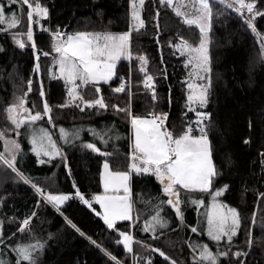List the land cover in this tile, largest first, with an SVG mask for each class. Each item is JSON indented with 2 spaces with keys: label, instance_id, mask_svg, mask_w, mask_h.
Masks as SVG:
<instances>
[{
  "label": "trees",
  "instance_id": "obj_1",
  "mask_svg": "<svg viewBox=\"0 0 264 264\" xmlns=\"http://www.w3.org/2000/svg\"><path fill=\"white\" fill-rule=\"evenodd\" d=\"M35 2L30 0V3ZM38 2L51 10L49 17L42 20L50 32L37 31L34 34L35 50L31 43L20 48L13 39L14 33L27 32V5H11L13 11L19 9L21 22L18 26L9 29L6 24L0 25V28L6 29L0 31V129L5 130L6 136L14 137L10 134L14 126L7 120L5 109L15 102L17 96L25 92L28 94L29 108L33 113L42 112L43 103L47 101L52 108L55 127L47 122L46 116L39 124L51 133L62 154L49 158L25 151L23 146L28 144L27 133L23 132L20 142L17 140L21 145L17 168L45 193H73L77 189L88 195L103 193L102 165L105 159L113 171L129 170L127 136L130 117L126 112L114 109L113 105L128 109L132 115L167 113L165 125L174 135L180 134L195 119V112L186 107L190 66L185 67L186 56H182L172 45L179 43L181 37L190 45H198L201 38L199 29L195 25H186L183 18L175 14L174 5H162L159 0H144L145 26L138 32H132V60H120L113 80L109 84H100V95L109 107H85L81 110L68 104L64 81L50 76L47 61L53 52L52 33L57 30L67 33L128 31L132 24L130 0ZM210 5L212 16L208 51L211 72L208 75L211 87L209 102L203 111L211 113L208 136L219 173L213 178V189L228 186L224 198L232 208L237 209L240 217V226L231 243L222 239L217 245L211 241L200 228V223L207 222L203 205L190 208L189 203L186 207L187 219L184 218L183 223L177 220L171 207H164L168 211V215L164 216L168 227L162 229L157 226L155 238L151 231L145 234L141 219L138 223L135 218L132 222L118 223L116 227L119 231H128L134 238L130 253L122 243H117L122 240L119 232L107 229L103 219L84 203L69 199L57 211L36 192L32 184L18 179L16 173L0 164V258L14 264L16 253L13 248L16 245L40 241L43 248L37 254V264H115L89 241L88 237H91L102 249L116 256L121 264H171V260H175L176 264H194L195 253L189 247L190 243L207 244L213 252L218 249L228 251L227 257H219L218 264H264V196H260L264 193V166L261 164L264 157L260 155L264 152V15L254 17L253 32L246 23V11L242 17L234 8L218 1H210ZM256 10L264 13V0H256ZM43 52L50 54L39 58L37 72L34 70L36 57ZM139 55L148 59L147 72L155 81V99L147 93L142 82L144 73L139 70ZM130 69L134 94L129 96L128 91L114 92L120 78L128 75ZM29 80L31 91H28ZM41 87L43 97L40 96ZM82 94L88 99L96 98L91 85L86 86ZM86 126L103 128L101 134L110 129L105 135L107 142L89 134L79 135L72 143H65L60 138L61 127H68L71 133L74 128ZM246 139L248 143L244 142ZM87 143L96 144L109 155L96 154L85 147ZM0 152H4L3 141H0ZM39 160L45 162L39 163ZM132 187L133 195L139 201L136 211L146 209L148 201L160 199L162 194V186L152 176H136L132 172ZM185 195L207 201L209 198L207 193L186 192ZM35 208L37 214L31 216V228L18 232L23 215ZM149 209L143 216L144 225L156 214L153 208ZM68 220L85 235L73 229ZM189 226L197 227L198 231L191 232ZM157 248L170 259L161 257L155 251ZM142 249L148 251L141 252ZM236 252L241 255L235 256Z\"/></svg>",
  "mask_w": 264,
  "mask_h": 264
},
{
  "label": "snow or ice",
  "instance_id": "obj_2",
  "mask_svg": "<svg viewBox=\"0 0 264 264\" xmlns=\"http://www.w3.org/2000/svg\"><path fill=\"white\" fill-rule=\"evenodd\" d=\"M132 24L128 31L120 33L112 32H86L77 31L75 33L60 32L57 30L52 33L53 43L52 50L57 54L54 57V65H58V77L62 78L66 84H70L68 95L73 102L79 98L83 105L89 108L97 107L98 109H107L102 95H100V83L109 84L116 75L117 62L122 58L132 60L133 52L131 49L132 32L139 31L144 28L145 21L141 16L140 9L144 5V0H131ZM162 5L172 6L173 0H159ZM19 3L27 5V23L28 29L24 33L27 40L31 41L32 49H36V44L33 39L32 24L39 23V20H34V15L38 18H47L48 8L43 6L36 0L35 3H30V0H0V25L6 24L7 28H14L21 22L18 11H13L11 5ZM199 7L195 8V14L189 18L185 12L181 11L183 4L175 8V14L183 18L186 25H195L199 29L200 40L198 45H190L182 37L180 42L172 45V47L179 49L182 56H186L184 61L185 67L191 66L192 71L189 73L190 82L187 83L188 95L186 107L190 111H195L193 105H199L201 109L206 108L209 102V88L211 87L210 75V56L208 51V32L210 30V20L212 16V8L209 0H198ZM228 8H235V12L244 16L245 10L249 14L246 18L247 25L255 32V25L253 19L255 16L264 15V13L256 10V0H232V3L227 4ZM7 8V13H6ZM159 16V12L156 13ZM43 28V25L40 26ZM159 24L157 22V28ZM6 29L0 28V31ZM21 33H14L13 39L20 48L25 47V42L16 39V36ZM158 42V41H157ZM264 47V45H262ZM50 53L43 52L42 55L48 56ZM37 63L35 71H39L40 65L38 63L39 56L36 57ZM137 59L140 62V71L144 73L143 84L145 88L152 90L153 99H155L154 78L147 72L148 59L144 55H139ZM54 76L57 73H53ZM121 82L118 87L113 89L116 93L125 92V82L120 78ZM194 80L204 81V83H195ZM79 81V83H77ZM28 91H31V80L28 82ZM91 85L96 94V98L85 100L77 91L82 86ZM44 93L41 87L40 96ZM27 93L16 97L15 102L8 105L5 109L7 120L14 126L16 136L20 135L19 129L23 125H27V130L31 133L30 143L32 145L31 151L37 156L55 157L60 156L61 149L57 147L55 141L52 139L51 133L44 128H33V125L42 120L45 116L47 122L55 127L52 123V108L47 101L43 103V111H35L27 107ZM62 105L61 107H63ZM79 107L80 105H76ZM118 111H124L130 117L132 129V142L130 160L127 164L128 171H113L107 159L103 163L102 180L104 185V194L96 195L93 199L99 203L103 212H93L99 217H102L103 223L107 229H115L119 232L122 240L117 241L122 243L124 249L132 252L133 236L128 231H119L116 227L117 221L132 220V203H131V189L129 181L131 173L136 174H152L162 186V192L167 197L166 200L160 201V204H167L174 210L175 216L183 223L184 216L181 209L182 200L180 197L181 191L192 193H207L212 197V205L209 212L206 214L207 220V236L219 245V242L227 238L231 243L233 236L236 235L237 229L240 226V217L236 208H231L223 205L217 200L221 196L227 185L213 189L212 180L218 175V170L212 159L211 141L208 137V127L211 122V113L207 111H195L196 119L194 122H189L180 134L174 135L172 131L168 130L165 121L167 113H150L148 116L132 115L128 109H120L118 105L112 106ZM81 110H83L81 108ZM208 122V123H206ZM251 126V125H250ZM194 128L199 134H194ZM82 129L74 128L70 133L64 128L59 129L60 138L65 143H72L79 138V133ZM92 135L98 136L101 141L105 140V135L110 129L105 130L103 134L96 130H89ZM111 137L109 136V139ZM0 141H3L4 152H0V164H3L12 172L16 173L18 179L25 183L32 184L36 192L40 193L45 200L54 205L59 211L60 206L72 198V193L53 194L52 192L45 193L38 185L32 183L31 179L21 172L16 166L17 154L21 152V146L16 139H12L5 135V130L0 129ZM248 143L246 139L244 141ZM86 148L99 153L100 148L94 143H87ZM7 154V155H6ZM107 156L108 153H103ZM264 157V152L260 153ZM44 160H39V163H44ZM264 166V159L261 160ZM75 187V184H73ZM123 190L124 195H119L120 190ZM115 194L109 195V191ZM85 205L92 208L89 199L85 198L83 193L76 190L74 193ZM264 196V193H260ZM189 203L194 205H203L205 203L203 198L189 197ZM161 209L157 206L156 214L151 218L150 222H145L143 231H151L155 238L157 226L159 228L168 227V221L162 217ZM34 216L35 213H32ZM31 216L25 218L19 228L23 232L25 227L29 224ZM67 223L71 225L80 235H85L71 220ZM191 232L196 233L197 227L189 226ZM2 234V233H0ZM89 241L104 251L105 255L110 258L115 264H121L117 257L112 255L107 250L102 249L96 240L88 237ZM251 245V238L248 240ZM192 248L194 264L199 261V264H218L219 257H227L228 251L213 252L207 244H189ZM43 248L40 241L28 244H19L13 248L16 253L14 264H37V254ZM161 257L166 260V254L159 248L155 249ZM239 257L240 252L234 253ZM0 264H9L8 261L0 258ZM150 264V262H149ZM171 264H176L175 260H171Z\"/></svg>",
  "mask_w": 264,
  "mask_h": 264
},
{
  "label": "rangeland",
  "instance_id": "obj_3",
  "mask_svg": "<svg viewBox=\"0 0 264 264\" xmlns=\"http://www.w3.org/2000/svg\"><path fill=\"white\" fill-rule=\"evenodd\" d=\"M210 1H218V2H220V3H222V4H224V5H227L228 3H232V0H209V4H210ZM181 4H183V7H181V11H183V12H185V14L186 15H188L189 16V18H191L194 14H195V8H197V7H199V5H198V0H173V5H174V7L176 8L177 6H179V5H181ZM235 9V8H234ZM50 9H48V16H47V18L49 17V14H50ZM131 11H132V8H131ZM246 11V10H245ZM140 12H141V16H142V18H143V6H142V8L140 9ZM247 12V11H246ZM246 14V13H245ZM247 15V14H246ZM245 15V16H246ZM248 16H249V14H248ZM33 19L34 20H39V23H33L32 24V31H33V39H34V34L37 32V31H42V29H45V30H47V27L46 26H43V28H41L40 26L42 25L41 24V22H42V20H44V19H46V18H38V17H36L35 15H34V17H33ZM131 22H132V19H131ZM210 27H211V23H210ZM16 39H20V40H23L24 42H25V46L27 45V44H29V43H31V41H28L27 40V36L24 34V33H21V35H18V36H16ZM15 41V40H14ZM209 42H210V30H209V32H208V45H209ZM53 43V42H52ZM17 44V43H16ZM18 45V44H17ZM19 46V45H18ZM178 51H179V53H180V50L179 49H177ZM57 54L53 51L50 55H49V59H48V61H47V65H48V67L50 68V76L52 77V78H58V79H61V80H63L62 78H59L58 77V65H54V63H53V60H54V57L56 56ZM122 59H124V58H122ZM121 59V60H122ZM118 63H119V61L117 62V67H118ZM190 66V65H189ZM117 69V68H116ZM192 71V69H191V66H190V72ZM53 73H57V75L56 76H54L53 75ZM114 78V77H113ZM113 80V79H112ZM64 81V80H63ZM189 82H190V78H189V80H188ZM111 82V81H110ZM109 82V83H110ZM192 82H195V83H204V81H200V80H194V81H192ZM65 83V82H64ZM77 83H79V81H77ZM66 84V83H65ZM100 84H104L103 82H101ZM87 86H89V85H87ZM66 87H67V92H68V89L71 87V85L70 84H66ZM86 86H82L81 88H79V89H77V91H79V93H80V95L85 99V100H88V97L85 95V94H82V90L85 88ZM69 96V95H68ZM18 97V96H17ZM68 104L70 105V104H73V105H80L79 107L80 108H82V109H85V107L86 106H84L83 105V103H82V101L79 99V98H77L74 102H73V100H72V98L71 97H69L68 98ZM27 106V105H26ZM27 107H29V106H27ZM92 108H94V107H92ZM193 108L195 109V111H203V109H201L200 107H199V105H193ZM195 111H193V112H195ZM195 119H196V117H195ZM195 119L193 120V121H191V122H194L195 121ZM39 122L40 121H37L34 125H33V128H36L37 130L39 129V128H44V127H42V126H40V124H39ZM166 122V121H165ZM207 123V122H206ZM23 126H25V128H26V131H27V134H26V140H27V147H24L23 146V149L26 151H31V148H32V145H31V143H30V137H29V135H31V133L27 130V125H23ZM23 126H21V127H23ZM62 128H64V129H66V130H68L69 132H70V129L68 128V127H62ZM78 129H82V131H80V133H79V135H86V134H89L90 136H94V135H92V133L89 131L90 129H92V130H96V131H98V132H101L102 130H103V128H95V127H93V126H86V127H80V128H78ZM10 134H12V135H14V137H12L11 135L10 136H8V137H10V138H12V139H15L16 137H18V136H16V133H15V131H13V130H11L10 131ZM194 134H199L198 133V131L197 130H195V128H194ZM209 137V136H208ZM127 139H128V145H129V149H130V152H131V142H132V129H131V123H130V119H129V132H128V136H127ZM32 152V151H31ZM7 155V154H6ZM213 159V158H212ZM67 169H68V167H67ZM103 171H104V169H103V165H102V173H103ZM134 173V172H133ZM134 175H136V176H142V175H146V176H152V177H154L155 178V176L154 175H152V174H136V173H134ZM156 179V178H155ZM102 182H103V180H102ZM129 185H130V189H131V203H132V216H133V219L135 218V220H136V222L138 223L139 222V219H141L142 220V225L144 226V224H143V220H144V218L145 217H143L145 214H147V212H148V209L149 208H153V211H154V213H156V211H157V206H159V208L161 209V211H160V215L162 216V217H164V216H166V215H168V211H167V209H165L163 206H162V204H160L159 202L161 201L160 199H157V200H153V199H151L150 201H148V203L146 204V206H147V208L146 209H144V210H141V211H136V208H137V203L139 202V201H137V199L134 197V195H133V187H132V173H131V178H130V181H129ZM212 187H213V180H212ZM103 191H105L104 190V185H103ZM101 194H104V192L103 193H101ZM109 195H112V194H115V193H113L111 190L109 191V193H108ZM119 195H124V193H123V190L121 189L120 190V192L118 193ZM180 194H181V200H182V204H181V209H182V212H183V216H184V218L185 219H187V209H186V207H187V205L189 204V197H187L185 194H186V191H181L180 192ZM96 195H100V194H94V195H92L91 197H88L87 199H89L90 200V202H91V204H92V208H89L87 205V207L89 208V209H95L96 210V207H98V210H99V212H103V209H102V207L99 205V203L98 202H96L94 199H93V197L94 196H96ZM226 196V190H224V192L222 193V195L221 196H219V197H217V200L220 202V203H222L223 205H225V206H227V207H231L228 203H227V201L225 200V197ZM205 201V203L203 204V208H204V210H205V213L207 214L208 212H209V210H210V208H211V205H212V197L209 195V198H208V201L207 200H204ZM55 207V206H54ZM232 208V207H231ZM150 210V209H149ZM93 211V210H92ZM93 213H95V212H93ZM101 219H102V217H100ZM152 218V217H151ZM151 218H149V220L151 219ZM170 218V217H169ZM132 219V220H133ZM132 220H128V221H117L116 222V225L118 224V223H120V222H132ZM149 220H147L146 222H149ZM1 228H2V223L0 222V233H1ZM171 228H173V225L171 226ZM200 228H201V230H203L204 231V234L207 236V231H206V228H207V223L206 224H204V223H200ZM145 234H147V232L145 233ZM235 236V235H234ZM233 236V237H234ZM223 242H227V238L225 237L224 238V240H223ZM197 264H199V262H197Z\"/></svg>",
  "mask_w": 264,
  "mask_h": 264
},
{
  "label": "bare ground",
  "instance_id": "obj_4",
  "mask_svg": "<svg viewBox=\"0 0 264 264\" xmlns=\"http://www.w3.org/2000/svg\"><path fill=\"white\" fill-rule=\"evenodd\" d=\"M137 2H138V0H137ZM129 5H130V9H131V8H132V2H131V0H130ZM131 23H132V22H131ZM41 24H42V22H41ZM42 25H43V24H42ZM43 26H45V25H43ZM41 32L49 33L50 31H49V28L47 27V30L42 29ZM43 57H45V56H42V54L39 56V58H43ZM130 61H131V60H130ZM130 61H129V62H130ZM121 78H123V79H131V81H130L131 86H127V87L125 88V89H126L125 91H128L129 96L132 95V94H134L135 91H134L133 82H132V72H131V69L129 70L128 75L123 76V77H121ZM57 79H58V78H57ZM120 82H121V79H120ZM120 82H119V85H120ZM146 89H147V88H146ZM147 91H148V89H147ZM26 99H27V106H29V97H28V94H27V96H26ZM39 121H40V120H39ZM19 132H20V135H19L18 137H16L15 139L18 140V141L20 142L21 134H22L23 132H26V133H27L25 126L21 127V128L19 129ZM101 152H103V151H101ZM103 153H105V152H103ZM104 156H105V155H104ZM75 192H76V191H74V192L72 193L73 196H72V198H70V199H74V200H76L79 204H83V202H82L78 197H76V196L74 195ZM81 193H83V192H81ZM83 195L85 196V198H88V197L90 196V195H88V194H86V193H83ZM180 197H181V194H180ZM160 198L162 199V201H164V200L167 199V197L163 194V192H162ZM162 206H163V207H170V206L167 205V204H162ZM36 209H37V208L31 210L32 212H30L29 214H24L23 217H22V219L24 220V219H25L26 217H28V216H33L32 213H35L34 216H36V214H37V210H36ZM23 220H22V221H23ZM19 228H20V227H19ZM18 232H19V229H18Z\"/></svg>",
  "mask_w": 264,
  "mask_h": 264
},
{
  "label": "built area",
  "instance_id": "obj_5",
  "mask_svg": "<svg viewBox=\"0 0 264 264\" xmlns=\"http://www.w3.org/2000/svg\"><path fill=\"white\" fill-rule=\"evenodd\" d=\"M123 80H124V82H125V88H126L127 86H131V83H130L131 79H123ZM148 93H149V94H153L152 90H150V89H148ZM31 226H32V219L29 221V224L25 227L24 230H26V229H30Z\"/></svg>",
  "mask_w": 264,
  "mask_h": 264
},
{
  "label": "crops",
  "instance_id": "obj_6",
  "mask_svg": "<svg viewBox=\"0 0 264 264\" xmlns=\"http://www.w3.org/2000/svg\"><path fill=\"white\" fill-rule=\"evenodd\" d=\"M20 146H21V145H20ZM102 186H103V182H102ZM103 192H104V191H103ZM99 194H101V193H99ZM91 196H92V195H90L89 197H91ZM63 205H64V204H63ZM63 205H61V206H63ZM53 206H54V205H53ZM61 206H60V207H61ZM189 206H190V208H194L195 205L190 203ZM99 210H100V209H99ZM99 210H98V207H96V212H99ZM173 211H174V210H173ZM176 218H177V217H176ZM177 220L179 221L178 218H177ZM132 221H133V220H132ZM206 223H207V222H206ZM143 250H144L145 252L148 251L147 249H142L141 252H142Z\"/></svg>",
  "mask_w": 264,
  "mask_h": 264
},
{
  "label": "water",
  "instance_id": "obj_7",
  "mask_svg": "<svg viewBox=\"0 0 264 264\" xmlns=\"http://www.w3.org/2000/svg\"><path fill=\"white\" fill-rule=\"evenodd\" d=\"M42 56H44V55H42ZM95 153H96V154H100V153L103 154V152H101V151H100L99 153H97V152H95Z\"/></svg>",
  "mask_w": 264,
  "mask_h": 264
}]
</instances>
